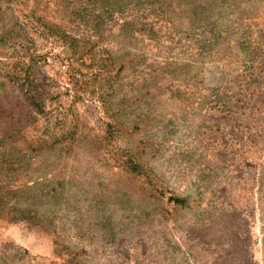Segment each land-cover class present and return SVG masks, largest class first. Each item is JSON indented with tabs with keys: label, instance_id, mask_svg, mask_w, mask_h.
Segmentation results:
<instances>
[{
	"label": "rangeland",
	"instance_id": "obj_1",
	"mask_svg": "<svg viewBox=\"0 0 264 264\" xmlns=\"http://www.w3.org/2000/svg\"><path fill=\"white\" fill-rule=\"evenodd\" d=\"M196 1L176 24L135 0H0V118L17 95L20 151L62 140L0 180L41 222L5 210L0 254L264 264V0Z\"/></svg>",
	"mask_w": 264,
	"mask_h": 264
},
{
	"label": "trees",
	"instance_id": "obj_2",
	"mask_svg": "<svg viewBox=\"0 0 264 264\" xmlns=\"http://www.w3.org/2000/svg\"><path fill=\"white\" fill-rule=\"evenodd\" d=\"M124 1V0H123ZM143 7L157 17L158 20H167L170 22H180L185 14L192 15L194 21V14L197 10L203 8V5L198 3L196 0H135ZM209 4V0H206L204 6ZM140 5V6H141ZM192 21V22H193ZM177 24V23H176ZM180 24V23H179ZM67 36V35H66ZM68 37V38H67ZM67 42L73 47L77 45V40L72 36H67ZM30 98L35 107L39 108L40 104L35 95L30 94ZM26 103L23 102L17 95H13L10 100L3 105V109L9 112L8 117L11 120V125L5 129L2 119L0 118V150L4 149V153L0 151V180L11 178L17 169L15 167H23L26 169L31 166L34 154H39L41 151L46 149H54L55 142H61V139H56V136L50 135L45 139L38 140V144L34 147L29 148L25 154H23L18 145V141L21 142L23 131L29 125L27 121V114L24 112ZM29 118V117H28ZM2 121V122H1ZM31 123V122H30ZM21 135V136H20ZM55 140V141H54ZM9 143V145H7ZM11 144V145H10ZM31 144V143H30ZM7 151H6V149ZM30 156L28 158L27 156ZM23 169V173H24ZM22 173V175H24ZM30 173H25L27 179ZM26 179V180H27ZM27 188H30L26 185ZM49 192V191H48ZM20 190H14L8 185L0 184V216L4 215L7 211L9 214H13V220L18 221H31L40 224V220L37 218V212L31 205H22L19 201L15 205H11L12 196H17ZM170 200L175 201L178 204L185 203V199L177 196H170ZM34 200V199H32ZM6 210V211H5ZM0 264H38L31 261V255L28 251L16 252L14 255L8 254L7 251H2L0 254Z\"/></svg>",
	"mask_w": 264,
	"mask_h": 264
}]
</instances>
